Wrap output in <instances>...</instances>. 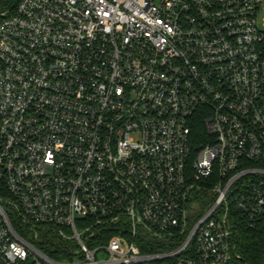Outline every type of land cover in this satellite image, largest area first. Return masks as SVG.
Listing matches in <instances>:
<instances>
[{"label": "built area", "instance_id": "obj_1", "mask_svg": "<svg viewBox=\"0 0 264 264\" xmlns=\"http://www.w3.org/2000/svg\"><path fill=\"white\" fill-rule=\"evenodd\" d=\"M16 1L0 264H230L264 217V0Z\"/></svg>", "mask_w": 264, "mask_h": 264}, {"label": "trees", "instance_id": "obj_2", "mask_svg": "<svg viewBox=\"0 0 264 264\" xmlns=\"http://www.w3.org/2000/svg\"><path fill=\"white\" fill-rule=\"evenodd\" d=\"M16 0H0V11L6 8L13 7ZM12 3V4H11ZM201 127L198 128V133H194L195 138L198 139V144L201 142ZM196 139V140H197ZM200 197L207 196L200 193ZM245 218H237L236 227L232 229L231 241L233 248V255L231 264H264V217L256 221L253 226ZM42 247L49 256L50 249ZM49 251V252H48Z\"/></svg>", "mask_w": 264, "mask_h": 264}, {"label": "rangeland", "instance_id": "obj_3", "mask_svg": "<svg viewBox=\"0 0 264 264\" xmlns=\"http://www.w3.org/2000/svg\"><path fill=\"white\" fill-rule=\"evenodd\" d=\"M231 264V263H230Z\"/></svg>", "mask_w": 264, "mask_h": 264}]
</instances>
